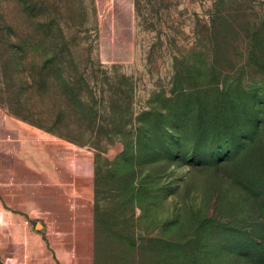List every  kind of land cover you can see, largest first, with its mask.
Masks as SVG:
<instances>
[{"label":"rangeland","instance_id":"374dc122","mask_svg":"<svg viewBox=\"0 0 264 264\" xmlns=\"http://www.w3.org/2000/svg\"><path fill=\"white\" fill-rule=\"evenodd\" d=\"M186 100L242 105L236 155L213 127L194 150L166 125ZM161 115L175 149L137 162ZM262 135L264 0H0V263L131 264L129 226L142 264L161 243L177 264H264L239 256L260 241L244 185Z\"/></svg>","mask_w":264,"mask_h":264},{"label":"trees","instance_id":"16d2710c","mask_svg":"<svg viewBox=\"0 0 264 264\" xmlns=\"http://www.w3.org/2000/svg\"><path fill=\"white\" fill-rule=\"evenodd\" d=\"M183 87H179V91L182 90ZM218 103H215L211 106V108H208L209 104H205L204 100L196 101V102H190V101H184L182 104V101H179V104L176 109V113L174 116L171 117H164L167 122L166 125H170L171 129L174 130L179 129V132H181L182 128L186 130L187 139L192 145V149H197L198 146L201 148L206 142H212V136L213 133L210 132V128L213 127L216 131V134H219L220 137L224 140V142L229 141L228 137V127L229 125H233L238 120V117H240V112L242 111V105L237 104L235 102H232L230 106V112L227 113L229 116H221L220 113L217 112L219 106H217ZM225 108L224 106H222ZM222 108V109H223ZM211 112V114H210ZM224 113L223 111H220ZM163 115H161L160 118H157L152 123L156 127L154 132L149 133L148 135L145 134L144 136L136 137L135 144L137 143L138 148L133 151H137V156L135 157L136 161L138 162L139 159L143 157H150L151 163H155L157 161H163L162 159H165V156H169L171 151H167V146H172V150L175 149L172 141H169L168 139V133L167 129L163 132L162 130L157 129V124L161 121H163L162 118ZM162 118V119H161ZM145 121V120H144ZM150 121V120H149ZM151 125V123H150ZM220 129V130H219ZM148 132V130H147ZM262 139V145L264 147V135L261 137ZM133 143V145H135ZM167 144V145H166ZM166 145V146H165ZM233 148L232 151L229 150V156L236 155L237 148L236 144L234 142H230V144ZM157 152L162 153L161 157H157ZM139 153V154H138ZM222 163V162H221ZM264 163V162H263ZM198 164H202V161H199ZM225 167L227 165V162L222 163ZM257 184V182H256ZM253 185V182L248 183V185L245 186V192L248 195V199L251 197L252 205L247 210L251 213V210L253 211V214L257 216L258 223L255 225V228L252 231H249V235L254 239H260L259 240H253V245L251 246H244L248 250L247 252H243L245 255H239V256H250L252 253L256 252L257 257L259 260H261V263H264V178H261L259 185ZM133 197H130V203H133ZM99 207V205L97 206ZM100 211H102L101 208H99ZM133 209V208H131ZM100 211L96 214V222H97V228L98 224L101 222L99 220L100 218ZM133 211V210H132ZM112 213H115V211H112ZM115 219L117 217V214L114 216ZM259 218H263L260 219ZM100 225V224H99ZM125 229L130 230L128 234L123 235L120 234V228H114L111 227V231L114 235H119L120 238H122L119 242V256L124 257L126 261L129 259L132 260L131 264H142V260L139 256V249L143 248L141 243H137V239L135 238V231L130 229V227H126ZM98 230V229H97ZM122 231V230H121ZM252 232V233H251ZM236 236H240L241 233L235 234ZM238 236V237H239ZM96 241H95V249H100V240L101 238L98 235V231L96 233ZM160 238V237H159ZM159 238H153V242H163L159 241ZM240 238V237H239ZM241 239V238H240ZM242 240V239H241ZM162 245H156L154 250V260L155 262H152V264H177L176 260L172 257L167 256V248L166 246L161 243ZM185 245H187V258H190L192 255L196 254L195 245H191L190 241L185 242ZM184 247V246H183ZM189 252V256H188ZM251 253V254H250ZM242 254V252H241ZM192 263L194 264L193 258ZM2 264V263H0Z\"/></svg>","mask_w":264,"mask_h":264}]
</instances>
